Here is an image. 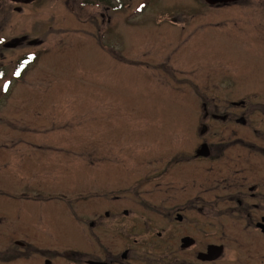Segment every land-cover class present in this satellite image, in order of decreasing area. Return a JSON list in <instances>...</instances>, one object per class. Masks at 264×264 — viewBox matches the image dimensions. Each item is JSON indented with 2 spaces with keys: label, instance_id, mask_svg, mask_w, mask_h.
<instances>
[{
  "label": "rangeland",
  "instance_id": "obj_1",
  "mask_svg": "<svg viewBox=\"0 0 264 264\" xmlns=\"http://www.w3.org/2000/svg\"><path fill=\"white\" fill-rule=\"evenodd\" d=\"M111 1L108 12L100 3L82 8L83 0L0 4V142H12L8 169L0 167V192L8 195L0 197V238H27L34 248L41 232L37 224L21 228L36 223L24 215L48 195L90 188L84 182L100 172L72 148L133 158L136 143L164 141L178 119L168 110L190 109L174 101L192 97V86L167 83L162 70L163 80H157L143 65H160L180 53L179 31L198 29L191 13L210 11L196 0ZM237 4L215 13L226 20L216 30L219 36L240 34L241 42H212L206 48L209 60H201L198 76L208 85L196 86L200 94L264 95V43L248 38L255 30L264 34V0ZM169 34L177 43H168ZM190 52L197 57L203 51L195 42ZM168 64L183 69L180 62ZM21 141L33 142L35 149L19 146ZM14 251L20 250L12 242L0 243V264L33 263L13 257ZM24 251L33 250L24 244Z\"/></svg>",
  "mask_w": 264,
  "mask_h": 264
},
{
  "label": "flooded vegetation",
  "instance_id": "obj_2",
  "mask_svg": "<svg viewBox=\"0 0 264 264\" xmlns=\"http://www.w3.org/2000/svg\"><path fill=\"white\" fill-rule=\"evenodd\" d=\"M22 1L0 4L18 7ZM89 1L81 7H90ZM239 1L196 0L210 14L191 13L198 29L167 37L169 44L178 37L184 49L160 65L140 64L157 80H163L162 70L167 83L194 88L192 97L174 101L190 109L167 111L178 119L164 141L136 143L133 158L108 157L107 149L72 148L100 174L84 182L89 189L48 195L35 212L28 211L25 219L36 223L21 228L37 224L41 234L34 248L27 238H0L19 248L13 257L33 258L32 264H264V95L214 97L196 88L206 84L198 76L201 60H209L206 48L212 42H241L240 34H217L226 20L215 14ZM98 3L107 12L114 8L111 0ZM263 35L255 30L248 38L264 43ZM195 42L203 51L197 57L190 52ZM171 60L183 69L169 65ZM11 143L0 142L1 169H8ZM31 143L19 146L35 149ZM0 197H8L7 191ZM24 244L33 251L21 252Z\"/></svg>",
  "mask_w": 264,
  "mask_h": 264
},
{
  "label": "trees",
  "instance_id": "obj_3",
  "mask_svg": "<svg viewBox=\"0 0 264 264\" xmlns=\"http://www.w3.org/2000/svg\"><path fill=\"white\" fill-rule=\"evenodd\" d=\"M97 1L99 2V0H96V2H97ZM94 2H95V0H90V1L88 2V4L93 5ZM85 5H87V4H85Z\"/></svg>",
  "mask_w": 264,
  "mask_h": 264
}]
</instances>
